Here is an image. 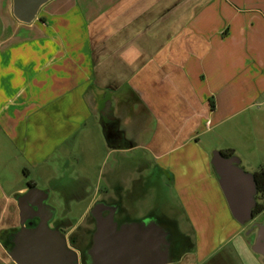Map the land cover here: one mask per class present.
<instances>
[{"label": "crops", "instance_id": "crops-1", "mask_svg": "<svg viewBox=\"0 0 264 264\" xmlns=\"http://www.w3.org/2000/svg\"><path fill=\"white\" fill-rule=\"evenodd\" d=\"M106 102L137 113L120 116L126 138L191 225L171 264H264L212 166L219 151L264 168V0H53L30 25L0 0V264H15L17 196L64 169L87 132L103 137Z\"/></svg>", "mask_w": 264, "mask_h": 264}, {"label": "flooded vegetation", "instance_id": "flooded-vegetation-1", "mask_svg": "<svg viewBox=\"0 0 264 264\" xmlns=\"http://www.w3.org/2000/svg\"><path fill=\"white\" fill-rule=\"evenodd\" d=\"M106 103L102 104L97 110L100 116L105 114L104 111L106 110L103 106ZM118 107L113 108L114 114L116 112V118L120 130L124 132L126 138L127 131L125 130L127 127H124L120 116L125 113L129 117V120L133 121V115H136L137 113L134 114L133 109L128 110V112H123L120 111ZM129 126H133V122H131ZM127 130L129 129L127 128ZM126 140L127 145L130 143L131 145H134L135 143L134 139L126 138ZM134 148L112 152L113 165L111 164L110 168H108L109 165L106 167V172L101 176L99 187H94L93 183L78 178L62 184L58 183V181H53L45 190L49 194L47 204L53 207L54 205L50 203V201L54 193H59L60 197L64 200L68 213L71 212L73 204L83 205L89 202L87 211H85L83 217L77 222L67 219L57 211L51 225L53 228L59 229L67 239L69 247L78 253L80 264H99L104 256L103 250L100 249L102 240L98 238L101 234L99 227H103L105 224L99 223L89 215L91 210L99 203L116 209L114 214L116 230L115 232L108 234L109 238L106 240L107 243L111 242L113 247L117 244V247L126 244V246H128V251L126 252L127 259H131V254L135 256L134 258L141 255L142 264H147L150 229L154 224H156L155 226L159 229H163L169 234V247H166V245L161 242L160 232L158 233L157 230L153 228L154 235L152 236V239L158 244L161 250L155 257L156 260H160L161 252L169 251L172 261L175 262L179 260L182 253L188 250L191 246L190 234H187V231H184L185 229L178 216L179 213L176 212V210H174L175 215L173 214L170 216L169 212L167 213V207L171 206L168 200V197L170 196V180L164 178L163 174L148 162L146 155L141 150L135 151ZM121 156H123V159L127 156L129 157L125 160L127 163L129 161L132 162V164H138L136 172L132 177L128 178L125 176L123 179L122 175L119 176V166L123 161ZM30 187L33 188L36 187V185L30 184L28 188ZM151 190L156 192H159V190L166 191L165 195L167 198L165 199H167V201H165L158 210L148 212L147 214L140 213L136 210V204L146 198L148 192ZM18 198L19 196H17V203ZM35 201L39 202L38 200ZM166 203H168L167 207L165 206ZM257 203L259 207L264 208V195L259 191L257 195ZM110 214V211L104 212L102 218L107 219ZM260 216H262V219L257 221ZM38 222L39 221L37 220L29 221L28 227H30V224H32L31 227H35ZM258 224H264V210L258 216L255 217L254 215V221L251 223L249 232L252 234L258 232ZM19 227L20 217L18 225L12 228L6 237V246L9 249L13 248V243L11 242L12 231ZM94 248L95 253H93ZM115 250L116 249H111L108 252L110 257H113L116 254ZM123 251L124 250L121 249L119 252L122 253ZM112 259L115 258L113 257Z\"/></svg>", "mask_w": 264, "mask_h": 264}, {"label": "water", "instance_id": "water-1", "mask_svg": "<svg viewBox=\"0 0 264 264\" xmlns=\"http://www.w3.org/2000/svg\"><path fill=\"white\" fill-rule=\"evenodd\" d=\"M53 0H13V15L22 24H32L41 9ZM103 108L105 114L100 116L103 138L109 151L130 150L135 146L127 145L124 132L120 130L117 118L111 102H107ZM129 143V142H128ZM212 166L218 177L219 185L225 196L233 218L243 227L249 226L254 221V211L258 206V182L256 176L241 168V161L235 156L226 157L223 153L215 151L212 154ZM49 194L37 187L28 188V191L19 195L18 209L20 227L12 231L11 242L13 248L8 251L11 260L15 264H80L78 253L71 249L67 239L57 228H53L52 222L57 210L47 204ZM38 200L39 202H36ZM115 208L107 207L102 203L97 204L89 213L99 223L102 240L100 249L104 256L99 264H142L141 255L136 258L131 254L127 259L128 246L117 247L107 243L108 234L115 232L114 222ZM110 211V216L103 219L102 214ZM39 221L35 227H28V222ZM156 224L151 226L148 244L147 264H171L173 263L169 251L160 253V260H156L161 251L158 244L152 239L153 228L160 232L161 242L168 246L169 234L159 229ZM257 238L253 246V252L264 258V224L257 226ZM107 239V240H106ZM96 248V247H95ZM95 248L93 253H95ZM115 250V255L110 257L108 253ZM124 251L120 253L119 251ZM106 254V256H105Z\"/></svg>", "mask_w": 264, "mask_h": 264}, {"label": "rangeland", "instance_id": "rangeland-1", "mask_svg": "<svg viewBox=\"0 0 264 264\" xmlns=\"http://www.w3.org/2000/svg\"><path fill=\"white\" fill-rule=\"evenodd\" d=\"M80 145L81 148L74 156L71 157V160L68 161L69 163H66L64 169L60 168L55 174L48 173L45 175L44 173H42L41 177L36 176V179H34L33 176L29 181H33L38 189L45 191L49 187L51 183L50 180L53 177H56L58 179V183L60 184L68 183V181L78 179L79 177L80 179H82L83 177H89L93 183V186L99 187L100 169L107 163L109 165L108 168H110L111 164L113 165V157H108L109 151L108 149H106L105 140L103 137H99L97 133L94 136L93 132H87L86 136L82 137ZM121 157L123 161L119 166V176L122 175L123 179L125 176L128 178L132 177V175L136 172V167L138 164H132V162L129 161L127 163L125 160L126 158H129L128 156H124L125 159H123V156ZM244 167L248 169L246 165ZM16 177H20L19 171L16 174ZM165 193L166 191L163 190H159V192L151 190L150 192H148L146 198L142 199L138 202V204H136V210L143 214L158 210L159 207L165 201H167V199H165L167 198ZM168 200L171 206L167 207L168 203L165 204L168 209L167 213L169 212V215L172 216L175 213L174 210H176V212L179 213L178 216L180 218L181 224L183 225V228L185 229L184 231H187L186 233L189 234L191 225L188 219L182 216L183 212L179 200L173 197V195H170L168 197ZM50 203L54 205L53 207L58 211L60 215H63L67 219H71L74 222H77L83 217L89 205V202L83 205L73 204L71 212L68 213L67 208L64 204V200L60 197L59 193H54ZM13 219L15 221V218L12 215H9L7 217V222L15 224V222H13Z\"/></svg>", "mask_w": 264, "mask_h": 264}, {"label": "trees", "instance_id": "trees-1", "mask_svg": "<svg viewBox=\"0 0 264 264\" xmlns=\"http://www.w3.org/2000/svg\"><path fill=\"white\" fill-rule=\"evenodd\" d=\"M230 156H232V153H230ZM256 179L258 182V191L264 195V168L256 175ZM263 210V207L258 206L254 211L255 217L258 216Z\"/></svg>", "mask_w": 264, "mask_h": 264}]
</instances>
